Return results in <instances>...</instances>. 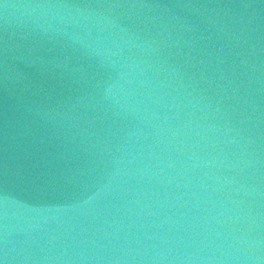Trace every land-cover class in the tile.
Here are the masks:
<instances>
[{
  "label": "water",
  "instance_id": "1",
  "mask_svg": "<svg viewBox=\"0 0 264 264\" xmlns=\"http://www.w3.org/2000/svg\"><path fill=\"white\" fill-rule=\"evenodd\" d=\"M0 264H264V0H0Z\"/></svg>",
  "mask_w": 264,
  "mask_h": 264
}]
</instances>
